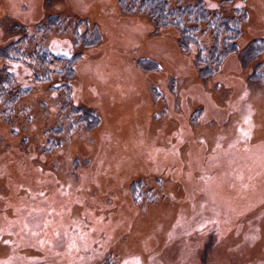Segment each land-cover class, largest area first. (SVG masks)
Returning <instances> with one entry per match:
<instances>
[{
	"label": "rangeland",
	"instance_id": "1",
	"mask_svg": "<svg viewBox=\"0 0 264 264\" xmlns=\"http://www.w3.org/2000/svg\"><path fill=\"white\" fill-rule=\"evenodd\" d=\"M145 1L0 0V264H264V0Z\"/></svg>",
	"mask_w": 264,
	"mask_h": 264
},
{
	"label": "trees",
	"instance_id": "2",
	"mask_svg": "<svg viewBox=\"0 0 264 264\" xmlns=\"http://www.w3.org/2000/svg\"><path fill=\"white\" fill-rule=\"evenodd\" d=\"M142 6L144 9H147L150 13V16L156 20L157 25L159 26H168L172 25L175 27H181L182 25V15L184 13H188V15H192V11L189 9L185 10H178L177 12L174 11H169L168 10V0H146L145 2L142 3ZM196 17V21H205L207 20V15L205 14V11L200 8L198 13L194 15ZM226 26V24H225ZM182 28V33H186V29L184 27ZM229 30V29H228ZM235 38V34L232 32H228V36L224 39L225 45H226V50L221 51V54H226V53H231L234 51L233 49V42ZM231 42V43H230ZM16 51L13 49V47H8L5 50L0 51V57H3L5 59H11L12 55L16 54ZM41 60L44 59V55H41ZM64 61V60H62ZM73 60L70 61L69 67H68V74L71 73V66H72ZM49 76H45L43 80H47ZM6 80L9 79L6 78ZM4 80V81H6ZM2 81V79H0ZM81 113L82 120L88 122L89 127H93L96 124H98V117L93 113L91 110H78Z\"/></svg>",
	"mask_w": 264,
	"mask_h": 264
}]
</instances>
